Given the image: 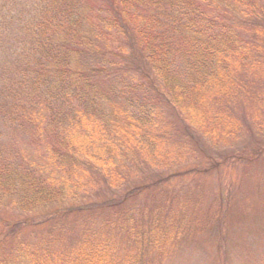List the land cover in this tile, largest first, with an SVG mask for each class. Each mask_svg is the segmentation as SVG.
<instances>
[{
	"label": "rangeland",
	"instance_id": "374dc122",
	"mask_svg": "<svg viewBox=\"0 0 264 264\" xmlns=\"http://www.w3.org/2000/svg\"><path fill=\"white\" fill-rule=\"evenodd\" d=\"M235 10L238 14L239 7ZM255 35L254 44L261 39L262 46L257 51L263 52H253L247 65L240 60L233 71L224 72L242 81L238 84L242 89L227 90L218 107L206 106L204 101L200 111H195V119L202 120L198 126L180 121L178 116H190L177 104H173L177 116L167 110L161 115L157 105L151 137L149 133L135 137L136 129L131 128L134 109L127 101L141 99L144 104L153 98L143 86L148 65L141 62L143 75L129 85L122 80L136 78L126 72L131 58L116 72L120 75L115 85L95 75L94 88L104 95L101 105L108 111L109 124L118 125L112 140L120 149L111 155L95 150L84 156L76 151L79 161L74 173L63 163L51 164L57 155L48 144L57 142L58 132L52 129L46 136L39 135L42 120L33 116L20 118L24 129L18 124L13 131L10 119L1 115L0 162L10 161L23 170L31 168L30 164L39 167L54 189H60L61 199L42 208L43 214L32 215L20 211L7 197L0 200V264H31V258L25 261L28 248L48 251L54 264H87L81 263V253L90 252L89 246L99 243V237L112 244L115 259L111 264H264V33ZM93 36L101 43L98 51L113 55L117 41L107 43L97 32ZM135 42L140 54V39ZM115 51L121 60V50ZM89 59L80 55L79 67L92 70L104 65ZM6 97L3 94L1 99ZM182 102L184 106L190 103ZM213 111V118L202 116ZM43 113L41 118H46ZM219 113L229 114L227 123H217ZM183 125L189 133L181 130ZM137 183H144L134 187L142 191L135 190V203L125 202L123 220L115 216L121 209L110 217L100 207L106 198L124 195L126 187Z\"/></svg>",
	"mask_w": 264,
	"mask_h": 264
},
{
	"label": "trees",
	"instance_id": "16d2710c",
	"mask_svg": "<svg viewBox=\"0 0 264 264\" xmlns=\"http://www.w3.org/2000/svg\"><path fill=\"white\" fill-rule=\"evenodd\" d=\"M96 32L107 43L117 41L115 50H121V60L119 51L114 50L113 55L98 51L101 43L93 36ZM258 32L264 33V0H0V93L4 92L0 94V120L1 115L10 119L14 131L23 127L20 118L39 117V135L46 136L53 129L60 137L55 144H48V150L57 155L51 164L63 163L74 173L79 161L76 151L84 156L95 150L111 155L120 149L112 140L118 125L109 124L108 111L101 105L104 95L94 88L95 75L101 74L115 85L120 75L116 72L131 58V68L126 72L136 78L125 76L122 80L129 85L143 75L141 62L148 65L143 86L153 98L144 104L141 99L127 101L134 109L131 116L135 125L131 128L136 129L135 137L143 138L147 133L151 137L157 105L163 115L165 110L173 112V104H177L190 116H178L180 121L198 126L202 120L195 119V111H200L204 101L206 106L218 107L227 90L241 88L242 81L238 83L224 72L233 71L240 60L247 65L253 52H263L257 51L262 47L261 39L253 42ZM135 38L140 39V54ZM80 55L104 65L83 69L78 64ZM243 89L248 91L247 86ZM3 94L7 97L2 100ZM186 100L190 103L182 105ZM135 110L141 115H135ZM43 112L46 118H41ZM202 114L208 120L214 111ZM228 115L219 113L217 123H227ZM71 128L75 129L68 133ZM188 128L181 126L189 133ZM16 166L10 161L0 162V200L7 197L20 211L31 215L43 214L42 208L58 203L60 189H54L39 167L30 164L32 169L23 170ZM139 183L126 187L124 195L106 198L100 207L110 217L119 209L123 212L125 202L138 200L135 190L138 194L142 190L134 187L144 184ZM122 212L115 215L120 220L125 217ZM103 239L99 237V243L89 246L90 252H80L81 263H112V244ZM143 240L142 234L141 244ZM51 256L41 248H28L25 261L31 258V264H54Z\"/></svg>",
	"mask_w": 264,
	"mask_h": 264
}]
</instances>
